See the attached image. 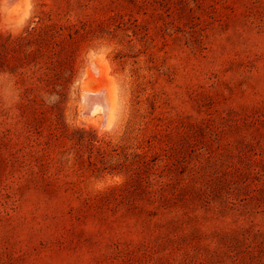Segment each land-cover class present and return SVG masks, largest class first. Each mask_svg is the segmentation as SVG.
Segmentation results:
<instances>
[{
    "label": "rangeland",
    "instance_id": "obj_1",
    "mask_svg": "<svg viewBox=\"0 0 264 264\" xmlns=\"http://www.w3.org/2000/svg\"><path fill=\"white\" fill-rule=\"evenodd\" d=\"M0 264H264V0H0Z\"/></svg>",
    "mask_w": 264,
    "mask_h": 264
},
{
    "label": "bare ground",
    "instance_id": "obj_2",
    "mask_svg": "<svg viewBox=\"0 0 264 264\" xmlns=\"http://www.w3.org/2000/svg\"><path fill=\"white\" fill-rule=\"evenodd\" d=\"M89 83V81H87ZM86 81L83 83L82 98V111L86 120L94 125H97L100 119L106 120V125H111L114 121L116 113L115 99L108 94L104 96L103 87H91ZM109 96V97H108ZM100 124V123H99ZM98 124V126H100Z\"/></svg>",
    "mask_w": 264,
    "mask_h": 264
}]
</instances>
